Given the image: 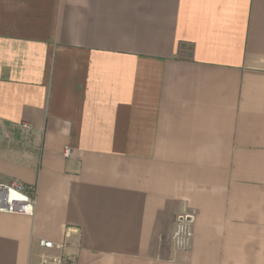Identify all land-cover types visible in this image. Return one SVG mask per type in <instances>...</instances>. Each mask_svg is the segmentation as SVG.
Instances as JSON below:
<instances>
[{
    "label": "crops",
    "instance_id": "1",
    "mask_svg": "<svg viewBox=\"0 0 264 264\" xmlns=\"http://www.w3.org/2000/svg\"><path fill=\"white\" fill-rule=\"evenodd\" d=\"M0 128V264H264V0H0Z\"/></svg>",
    "mask_w": 264,
    "mask_h": 264
},
{
    "label": "built area",
    "instance_id": "2",
    "mask_svg": "<svg viewBox=\"0 0 264 264\" xmlns=\"http://www.w3.org/2000/svg\"><path fill=\"white\" fill-rule=\"evenodd\" d=\"M24 129L29 130L31 126L24 124ZM4 134L0 128V138ZM71 150L66 151L69 156ZM36 208V199L33 194L28 192L23 183L14 180L9 184L0 182V212L11 214H22L26 216H34ZM196 221V213L194 211L184 209L176 219V229L172 237V242L176 250H189L193 240V226ZM41 246L46 249L54 248L52 242H41ZM41 264H70L69 259L64 256L55 257L51 261L44 259Z\"/></svg>",
    "mask_w": 264,
    "mask_h": 264
}]
</instances>
